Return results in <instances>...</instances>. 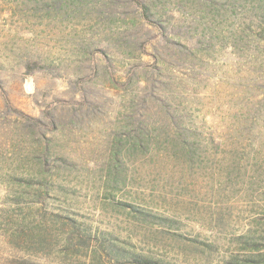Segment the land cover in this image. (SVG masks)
<instances>
[{
	"label": "rangeland",
	"instance_id": "rangeland-1",
	"mask_svg": "<svg viewBox=\"0 0 264 264\" xmlns=\"http://www.w3.org/2000/svg\"><path fill=\"white\" fill-rule=\"evenodd\" d=\"M263 13L0 0V264H264Z\"/></svg>",
	"mask_w": 264,
	"mask_h": 264
},
{
	"label": "trees",
	"instance_id": "trees-1",
	"mask_svg": "<svg viewBox=\"0 0 264 264\" xmlns=\"http://www.w3.org/2000/svg\"><path fill=\"white\" fill-rule=\"evenodd\" d=\"M264 15V13H263ZM262 15V18L264 16ZM19 113H22L20 110H16ZM23 114V113H22ZM37 121L36 118H31V123L35 124ZM145 213H143L144 215ZM110 247H104L103 251L111 258H115L116 261L123 264H161L160 261H157L147 255H142L136 253L134 250L129 247L119 246L117 243L110 241Z\"/></svg>",
	"mask_w": 264,
	"mask_h": 264
}]
</instances>
